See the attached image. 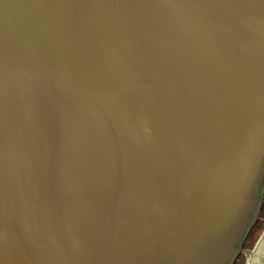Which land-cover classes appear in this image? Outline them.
I'll use <instances>...</instances> for the list:
<instances>
[{"label":"water","instance_id":"95a60500","mask_svg":"<svg viewBox=\"0 0 264 264\" xmlns=\"http://www.w3.org/2000/svg\"><path fill=\"white\" fill-rule=\"evenodd\" d=\"M264 202V0H0V264H233Z\"/></svg>","mask_w":264,"mask_h":264},{"label":"crops","instance_id":"0c3cea01","mask_svg":"<svg viewBox=\"0 0 264 264\" xmlns=\"http://www.w3.org/2000/svg\"><path fill=\"white\" fill-rule=\"evenodd\" d=\"M241 264H264V220L256 237L251 242Z\"/></svg>","mask_w":264,"mask_h":264},{"label":"trees","instance_id":"16d2710c","mask_svg":"<svg viewBox=\"0 0 264 264\" xmlns=\"http://www.w3.org/2000/svg\"><path fill=\"white\" fill-rule=\"evenodd\" d=\"M262 220H264V202H262L259 214L257 216V219L254 223V225L251 227V230L247 236V238L245 239V243H244V247L243 250L241 251V253L239 254V256L237 257V259L235 260V262L233 264H241L244 258V254L247 251L248 247L250 246L248 244V240L251 234H254V230L257 228H261L262 225Z\"/></svg>","mask_w":264,"mask_h":264},{"label":"rangeland","instance_id":"374dc122","mask_svg":"<svg viewBox=\"0 0 264 264\" xmlns=\"http://www.w3.org/2000/svg\"><path fill=\"white\" fill-rule=\"evenodd\" d=\"M257 233H258V229L256 228L254 230V234H251L250 237H249V240H248V244L249 245L251 244V242L253 241V239L256 237Z\"/></svg>","mask_w":264,"mask_h":264}]
</instances>
